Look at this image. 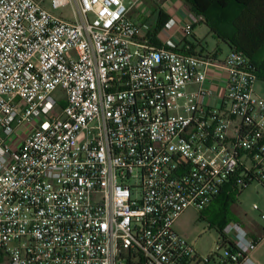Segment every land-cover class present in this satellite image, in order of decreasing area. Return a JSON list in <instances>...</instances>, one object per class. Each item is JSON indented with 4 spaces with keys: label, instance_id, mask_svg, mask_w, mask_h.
Listing matches in <instances>:
<instances>
[{
    "label": "built area",
    "instance_id": "built-area-1",
    "mask_svg": "<svg viewBox=\"0 0 264 264\" xmlns=\"http://www.w3.org/2000/svg\"><path fill=\"white\" fill-rule=\"evenodd\" d=\"M44 1L0 0V259L210 264L174 225L226 187H264V97L249 60L153 45L128 16L142 0H51L73 5V22ZM198 18L163 28L182 41ZM221 235L217 264H256L240 223Z\"/></svg>",
    "mask_w": 264,
    "mask_h": 264
},
{
    "label": "rangeland",
    "instance_id": "rangeland-1",
    "mask_svg": "<svg viewBox=\"0 0 264 264\" xmlns=\"http://www.w3.org/2000/svg\"><path fill=\"white\" fill-rule=\"evenodd\" d=\"M163 2L164 0H147L143 6L151 5L154 9L155 6L160 7ZM43 7L56 17L69 22L74 21V7L71 4L54 10L51 7V0H45ZM222 32L218 30L221 36H223ZM193 33L197 39L203 40L207 50L213 51L216 47L221 48L220 60L228 55V49L223 44V40L215 33L212 32V34L205 24H199ZM188 37L190 38V35ZM197 54H200V51H197ZM254 91L260 97H264V81L256 80ZM54 97L60 106L65 104L64 92L59 88L54 93ZM232 193L234 202L219 204L214 201L215 197L202 211L194 208L187 209L174 225L175 233L185 240L202 260L209 259L210 264H217L221 258L225 257L224 249L219 244L220 234L218 232L224 222H238L247 233L255 234V231H258L264 235V221L260 219V214L264 213V187L257 182H251L245 190ZM253 205H257L259 210H253Z\"/></svg>",
    "mask_w": 264,
    "mask_h": 264
},
{
    "label": "trees",
    "instance_id": "trees-1",
    "mask_svg": "<svg viewBox=\"0 0 264 264\" xmlns=\"http://www.w3.org/2000/svg\"><path fill=\"white\" fill-rule=\"evenodd\" d=\"M194 17L203 19V23L228 45L229 51L243 53L249 60V67L257 80L264 81V0H181ZM167 16L157 12V23L149 38L155 35L167 22ZM226 27V30H224ZM223 33L221 36L218 33ZM159 46L160 43L153 42ZM193 48L186 51L193 53ZM213 56V54H211ZM210 55V56H211ZM213 58H217L213 56ZM229 188H224L216 196L215 202L229 204L234 202ZM229 222H224L218 232L219 244L224 243L222 228ZM228 244V243H227ZM231 248V245L228 244ZM0 263L6 262L0 259ZM226 264V263H225ZM228 264V263H227Z\"/></svg>",
    "mask_w": 264,
    "mask_h": 264
},
{
    "label": "crops",
    "instance_id": "crops-1",
    "mask_svg": "<svg viewBox=\"0 0 264 264\" xmlns=\"http://www.w3.org/2000/svg\"><path fill=\"white\" fill-rule=\"evenodd\" d=\"M144 2L147 3V0H142L139 3L135 4L133 6L129 13L128 16L131 20H133L134 23L141 25L142 23L147 24L148 27V33H152L154 27L156 26L157 23V12H162L167 16V21L169 19H174L176 22V27L179 25H182L183 23L189 21L191 19V13L187 9V7L183 4L181 0H164L163 4L160 5V7H156L153 9L151 5H146L143 6ZM149 4V3H148ZM198 18V17H197ZM199 24H204L202 18H198L197 22L194 23L192 26V31L190 34V38L187 37L184 40H180V38L174 34L172 31H165L164 28L162 27L161 30L155 35L154 40H151L149 37L148 39L150 40L151 43L153 42H158L162 43L165 41L167 38H172L178 45L179 47H187L188 50L190 48H193V53L194 55L197 56H206V55H211L219 58V56L222 54V50L219 47H216L213 51L207 50L206 47H204L203 40L197 39L195 37V34L193 33ZM206 26V25H205ZM152 29V31L150 30ZM174 31V30H173ZM211 32V30H210ZM212 33V32H211ZM213 34V33H212ZM144 37L143 34H138V38L142 39ZM223 44L225 47L228 49L227 43L223 41ZM197 51H200V54H197ZM229 52V49H228ZM190 87H194L191 85ZM248 234L256 239L258 241L256 249L253 251L251 254V258L256 264H264V235L260 234V232L255 231V234H252L251 232Z\"/></svg>",
    "mask_w": 264,
    "mask_h": 264
}]
</instances>
